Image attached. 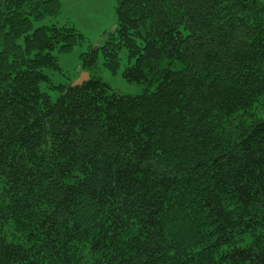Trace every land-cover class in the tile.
Listing matches in <instances>:
<instances>
[{"label": "trees", "instance_id": "trees-1", "mask_svg": "<svg viewBox=\"0 0 264 264\" xmlns=\"http://www.w3.org/2000/svg\"><path fill=\"white\" fill-rule=\"evenodd\" d=\"M61 10L0 0V264H264V0H117L54 102Z\"/></svg>", "mask_w": 264, "mask_h": 264}, {"label": "rangeland", "instance_id": "rangeland-1", "mask_svg": "<svg viewBox=\"0 0 264 264\" xmlns=\"http://www.w3.org/2000/svg\"><path fill=\"white\" fill-rule=\"evenodd\" d=\"M60 2L62 10L59 15L43 21H35L34 27L53 23L60 25L70 23L84 35L85 42L69 52L60 53L58 49L54 51L61 70H46L50 83L42 87L54 102L58 100L60 92L52 87L67 85L72 80L74 82L84 72L82 54L87 52L91 45L103 46L106 33L114 32L117 29V0H60ZM123 55L120 67L115 71L106 65L105 59L100 55L93 72L119 94L136 96L145 93L147 90L143 85L129 82L124 78L123 74L128 66V61ZM149 91L152 92L153 88Z\"/></svg>", "mask_w": 264, "mask_h": 264}, {"label": "water", "instance_id": "water-1", "mask_svg": "<svg viewBox=\"0 0 264 264\" xmlns=\"http://www.w3.org/2000/svg\"><path fill=\"white\" fill-rule=\"evenodd\" d=\"M90 80V74L88 72H83L73 83V87L81 86Z\"/></svg>", "mask_w": 264, "mask_h": 264}]
</instances>
